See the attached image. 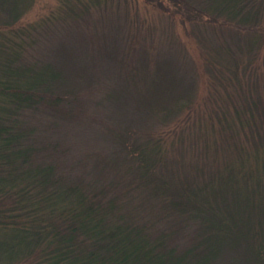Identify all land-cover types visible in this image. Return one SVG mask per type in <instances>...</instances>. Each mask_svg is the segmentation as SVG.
Wrapping results in <instances>:
<instances>
[{"label": "trees", "instance_id": "1", "mask_svg": "<svg viewBox=\"0 0 264 264\" xmlns=\"http://www.w3.org/2000/svg\"><path fill=\"white\" fill-rule=\"evenodd\" d=\"M60 1L61 20L45 17L43 32L46 25L74 39L86 32L100 48L104 68L118 46L140 42V26L129 11L124 19L102 16L94 32L87 17L99 12V0ZM170 1V17L179 13L192 22L193 15H206L208 23L236 29L234 46L240 41L234 35L246 32L247 55L264 45V0ZM144 2L169 10L158 0ZM30 3L0 0L2 18L11 25ZM17 37L16 50L0 51V264H264V95L258 93L264 94V83L254 69L252 76L246 72L237 52L227 58L211 53L207 60L227 66L239 99L232 111L211 112L196 134V113L182 110L191 95L175 70L164 73L169 61L162 52L159 77H153L156 93L127 90L133 104L108 98L123 106L114 119L101 118L100 149L61 140L69 134L65 124L83 119L78 104L87 98L76 96L78 87L99 78V62L87 65L84 59L93 50L74 47L76 64L58 50L57 60L30 66L31 32L19 28ZM14 59L21 64L13 65ZM155 114L164 124L185 115L175 142L188 143L171 141L173 154L165 148L164 137L176 125L143 137L146 118ZM180 148L183 154L195 151L192 159L182 158Z\"/></svg>", "mask_w": 264, "mask_h": 264}, {"label": "rangeland", "instance_id": "2", "mask_svg": "<svg viewBox=\"0 0 264 264\" xmlns=\"http://www.w3.org/2000/svg\"><path fill=\"white\" fill-rule=\"evenodd\" d=\"M144 1L146 0H99V4L97 5L99 12H93L94 15L91 14L90 17H87L89 27L94 32H96L101 22H104L101 19L102 16V18L107 16L108 19H112L116 15L115 18L120 16L124 19L128 11L133 15V23H137L140 26L141 34L138 45L135 47L118 46L115 58L111 59L110 62L107 61L108 65L106 67H108V70L106 67L104 68L106 62L101 66L100 48L98 46L94 47L93 41L90 40L91 37H87L86 32L83 35H78L75 39L71 38L66 31L64 32L62 30L64 34L59 31L60 29L57 28V25H54V27L46 25L43 32L42 26H44L45 22H43V19L45 17L53 14L57 22L61 20L62 10H65V8L60 0H31L29 6L11 25L8 24L7 17L5 16L3 19V14L0 13L1 53L5 52L4 50L9 52L16 50L18 41L17 33H19V28H24L25 31H30L32 35L31 38H28V43L33 45L29 49L30 56L28 58V65L30 66L57 60V53L55 52L58 50H60V53H63L62 55H68L70 53L69 58L76 64L78 50L74 51V47L80 50H85L86 48L93 50L84 57L87 65H91L92 63L90 62L93 61H98V64H100L96 69L99 78L95 83H87L85 79L86 86L78 87V91L80 92H77L76 96L87 98L82 99V104H78L83 113L81 115L83 119L78 124H75V120L72 123L65 124L66 131L69 134H66L65 138H61L63 142L67 141V138L77 144H85L88 141L95 147L101 149V121L103 120L101 118L111 117L114 119L112 114H117L116 112L120 111L122 109L121 106H123L119 103L121 101L110 102L108 98H120L128 100L127 103L133 104V98L127 90L135 93L136 91L143 92L148 90V88L154 90L153 77H159V69L156 67V63L162 52V57L169 61V65L163 61V65L165 63L166 66L164 73L169 74V72H166L169 69L175 70L179 75V80L182 81L181 83L186 89L185 93L191 95V101L182 110L185 115L188 114V110L196 113L194 116L196 119L192 117V120L195 119V121L191 123L192 129H197L196 134H198L199 130H202L200 126L201 120L204 121L205 117L211 115V112H219L221 111L220 109L232 111V107L238 105L236 100L237 96L233 95L235 91H233L231 83L228 84L229 72L226 71L227 66L222 65L220 61H216L215 66L210 64L207 60L208 57H211V53L215 56V53L218 52L220 57L225 56L227 58L232 55L233 51L237 52L238 58L241 59L240 61L248 65L246 72L252 76L254 75V69L255 74L264 83V45L259 46V43L258 47L260 49L253 52V54L247 55L246 51H244L247 41V36H245L247 34L246 32L237 30L238 34H235L234 37L240 39V41L234 46L231 36L236 29L223 24L222 21L215 22L212 20L213 23H208L206 22L208 20L206 19V15L194 16L193 14L195 12H193L192 17L194 20L188 22L183 20L179 13L178 15L176 14L177 16L170 17L174 13V6L170 0H158L163 3V7L169 8V10L161 12L154 10L152 5ZM260 3L261 13L264 18V7L261 1ZM23 8L24 6L21 7V9ZM118 10L120 11L117 14ZM262 26H264V22ZM148 27L149 30L153 29L155 31L154 34H148L146 32V30L148 31ZM43 35L48 41L52 42L50 46L53 48H50L44 39H42ZM261 36L264 37V34L261 33ZM94 38L96 42L98 40L101 41V33H97ZM229 39L231 42L227 45ZM238 46H241V50L237 48ZM104 47L106 50L107 46L105 45ZM94 51L97 54H94ZM113 52L115 53L116 50ZM3 55L0 54V59L3 58ZM32 57L37 60L30 61ZM79 62L80 60L77 61V64ZM12 64L18 66L21 63H18L14 59ZM241 67H245V65ZM248 79L246 78V80ZM152 93H156V90ZM255 93H252L253 96H256ZM258 93L264 95L262 90ZM218 97L220 99L214 104L215 99ZM228 97L234 100V103ZM185 115H179L166 124L160 121L161 117L157 114L152 117H147L146 120L149 121L147 124L145 123L144 127L147 133L143 137L148 135L156 137L161 132L176 125L172 133L168 134V137H164L163 135L165 148H171V141L175 142L177 140L176 137L182 136L181 126ZM31 119L35 121V117ZM205 133L207 134V132ZM60 135L62 136L63 134ZM198 139L196 137L197 144H199ZM212 139L217 144V140L213 137ZM187 143L184 142L178 145L179 142H175L177 146H183ZM168 145L170 147H167ZM176 148L172 147L168 152L173 154ZM182 149L180 148L181 152L178 154H183ZM194 152L193 150L190 153L184 152L182 158L184 157L188 161V159H192Z\"/></svg>", "mask_w": 264, "mask_h": 264}]
</instances>
